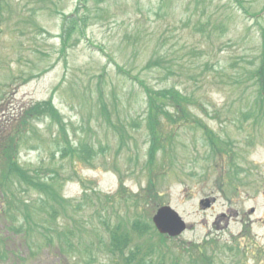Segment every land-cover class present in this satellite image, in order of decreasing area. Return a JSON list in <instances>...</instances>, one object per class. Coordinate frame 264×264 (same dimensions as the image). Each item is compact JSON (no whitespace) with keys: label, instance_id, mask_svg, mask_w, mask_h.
I'll return each mask as SVG.
<instances>
[{"label":"rangeland","instance_id":"obj_1","mask_svg":"<svg viewBox=\"0 0 264 264\" xmlns=\"http://www.w3.org/2000/svg\"><path fill=\"white\" fill-rule=\"evenodd\" d=\"M3 1L0 132L53 96L73 141L105 147L101 160L111 163L79 164L72 172L56 143L62 126L46 114L31 115L24 128L33 127L29 130L34 132L18 137L19 158L46 176L59 173L67 179L63 194L71 205L57 220L50 219L47 208L39 211L40 224L33 225L38 228L33 232L39 239L36 244L10 232L0 190V231L6 236L0 240V264H108V256L99 251V239L109 235L104 219L121 220L133 230L142 208L152 212V206L141 202L137 207L133 200L116 195L122 180L134 193L142 192L149 181L150 105L142 77L155 88L175 85L190 95L188 110L203 116L227 141L214 156L203 128L179 123L166 127L162 136L177 132L176 142L173 147L162 142L154 149V180L166 204L180 212L189 228L163 249L178 264H187L188 256L200 257L198 248L207 263L194 264H264V109L254 110L263 101L253 102L256 68L264 60L260 38L264 14L256 13L264 8V0H246L252 16L241 10L243 0ZM73 12L87 21L64 43L62 26ZM156 62L168 71L154 66ZM115 64L121 66L120 72ZM100 75L105 76L104 103L97 98ZM237 167L236 178L246 183H235ZM85 188L99 189L97 194L89 190L99 204L86 200ZM23 196L33 204L41 198L31 190ZM95 208L103 209L99 216ZM64 232L72 245L65 242ZM247 232L253 239L244 237ZM49 236L55 244L48 245ZM185 247H192L191 255ZM158 260L152 257L153 262Z\"/></svg>","mask_w":264,"mask_h":264},{"label":"trees","instance_id":"obj_2","mask_svg":"<svg viewBox=\"0 0 264 264\" xmlns=\"http://www.w3.org/2000/svg\"><path fill=\"white\" fill-rule=\"evenodd\" d=\"M240 4L243 8L242 2H240ZM245 5V11L249 13L250 9ZM81 21H83L81 18L76 19V23H81ZM153 62L154 60H151L148 64L151 65ZM154 66H162V64L156 62ZM255 77H257L256 96L258 93V95L264 99V60ZM142 85H144V92L146 93L148 104L150 105V111L147 115V124L149 126L147 125V127L152 135L151 150L149 153L152 160H154V149L163 141L165 144L169 142L168 138L164 140L162 136L166 127L170 123L177 124L187 119L189 117L188 109L192 102H190V95H186L175 85L161 90H154L148 87L145 84V80L142 81ZM262 101L264 102V100ZM196 106H198V104ZM258 108L264 109V106L259 105ZM25 113L29 116L41 113L46 114L47 116H51L62 126L61 140L57 139L56 143L61 148L63 156L69 158L73 172L76 171L75 166L79 162L90 161V159H93L97 155L93 143L86 142L83 139L75 143L70 139L64 121L51 100L45 101L43 105L39 104L36 107L26 110ZM104 113L107 115V118H109L106 107ZM175 116L179 117L177 121H174ZM23 117L24 116H21V118L18 119L17 125H13L12 128L4 129L0 132V190L4 197L2 210H5V214L10 220L9 230L14 236L25 237L27 242L32 241L38 244L39 239L35 238L33 235V232L38 231V228H33V225L40 224L41 216L39 211L47 208L51 214L50 219L57 220L59 213L65 216V213L69 211L71 201L64 196L62 192L64 179H60L57 173H55L53 177L46 176L39 168L26 167L20 164L18 160L20 148L18 137L26 130L24 126L29 124L28 119L24 120ZM119 130H121L123 138V135H125L124 125H122ZM170 139H172L171 136ZM154 167V162H151V164L147 166V169L152 173ZM30 190L37 192L41 197L38 203L33 204L30 198H25L23 196L24 193ZM89 190L95 192V194L100 191L96 188L84 189V197L86 200L91 199L99 204L96 198L90 194ZM159 194L160 192L157 190L156 182L151 180L142 192L132 193L121 184L116 193L121 200L127 202L133 200L138 205L142 202L143 206H149L151 201H153L155 206L156 201L154 197H159ZM14 204H16L17 207H14ZM60 208H63V212L59 210ZM95 210L97 216L103 211V209L100 208H95ZM151 215L152 214H147L146 210L142 208L141 214L132 222L131 226L133 230L130 229L128 224L121 222V220L113 222L109 217L104 219L109 235L106 234L99 239V251L108 256V264L154 263L152 261L154 254H161V251H163L161 243H157L154 238L156 234L160 238L164 237L153 229L150 221ZM70 233H73V231L70 230ZM63 235L66 239L65 242L72 245L73 242L70 236L65 232ZM5 238L6 236H4V233L0 231V240H4ZM146 238L147 242L142 243ZM46 241L48 245L55 244L53 236H49ZM61 251L64 252L65 249L62 248Z\"/></svg>","mask_w":264,"mask_h":264},{"label":"water","instance_id":"obj_3","mask_svg":"<svg viewBox=\"0 0 264 264\" xmlns=\"http://www.w3.org/2000/svg\"><path fill=\"white\" fill-rule=\"evenodd\" d=\"M154 221L161 232L171 235L179 234L185 229L183 219L171 206L161 207L154 216Z\"/></svg>","mask_w":264,"mask_h":264}]
</instances>
